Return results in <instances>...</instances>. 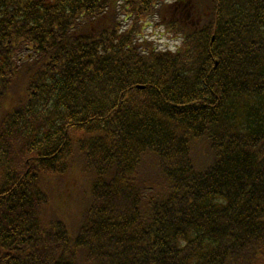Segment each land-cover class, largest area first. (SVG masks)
Here are the masks:
<instances>
[{
    "label": "trees",
    "instance_id": "obj_1",
    "mask_svg": "<svg viewBox=\"0 0 264 264\" xmlns=\"http://www.w3.org/2000/svg\"><path fill=\"white\" fill-rule=\"evenodd\" d=\"M120 1L0 0V264H264V0Z\"/></svg>",
    "mask_w": 264,
    "mask_h": 264
},
{
    "label": "rangeland",
    "instance_id": "obj_2",
    "mask_svg": "<svg viewBox=\"0 0 264 264\" xmlns=\"http://www.w3.org/2000/svg\"><path fill=\"white\" fill-rule=\"evenodd\" d=\"M123 13V10H121V14ZM146 22L151 21V23H155V19H150L148 18V20H145ZM167 29L165 27H148L147 33L150 34V38L151 40H153L155 42V45H157L159 48L161 49H167L168 46L170 48H173V45L176 46V41H174L171 37H169V33L168 35L166 34Z\"/></svg>",
    "mask_w": 264,
    "mask_h": 264
},
{
    "label": "water",
    "instance_id": "obj_3",
    "mask_svg": "<svg viewBox=\"0 0 264 264\" xmlns=\"http://www.w3.org/2000/svg\"><path fill=\"white\" fill-rule=\"evenodd\" d=\"M139 87H142V86H139Z\"/></svg>",
    "mask_w": 264,
    "mask_h": 264
}]
</instances>
